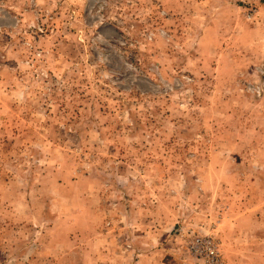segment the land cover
<instances>
[{"label":"rangeland","instance_id":"1","mask_svg":"<svg viewBox=\"0 0 264 264\" xmlns=\"http://www.w3.org/2000/svg\"><path fill=\"white\" fill-rule=\"evenodd\" d=\"M0 264H264V0H0Z\"/></svg>","mask_w":264,"mask_h":264},{"label":"built area","instance_id":"2","mask_svg":"<svg viewBox=\"0 0 264 264\" xmlns=\"http://www.w3.org/2000/svg\"><path fill=\"white\" fill-rule=\"evenodd\" d=\"M206 247V249H207V251L205 252L207 255L209 254V255H211V256H213V258H215V251H214V249H213V246H212V244H211V242H209V241H206V240H197L194 244H193V246H192V249L194 250V251H196L197 252V250L200 248V247Z\"/></svg>","mask_w":264,"mask_h":264}]
</instances>
